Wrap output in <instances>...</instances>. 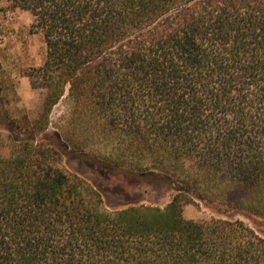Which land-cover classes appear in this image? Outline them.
I'll list each match as a JSON object with an SVG mask.
<instances>
[{
    "label": "trees",
    "instance_id": "obj_1",
    "mask_svg": "<svg viewBox=\"0 0 264 264\" xmlns=\"http://www.w3.org/2000/svg\"><path fill=\"white\" fill-rule=\"evenodd\" d=\"M6 2L45 56L25 74L43 92L36 118L0 99V264H264L245 222L183 216L264 212V0ZM72 155L172 198L108 211L63 166Z\"/></svg>",
    "mask_w": 264,
    "mask_h": 264
},
{
    "label": "rangeland",
    "instance_id": "obj_2",
    "mask_svg": "<svg viewBox=\"0 0 264 264\" xmlns=\"http://www.w3.org/2000/svg\"><path fill=\"white\" fill-rule=\"evenodd\" d=\"M31 16L28 12L9 8L6 0H0V99L11 118L28 115L36 118L41 111L43 92L32 89L25 76L32 68L39 66L45 56V44L40 34L30 32ZM70 103L65 96L54 106L50 113V131L53 126L62 124ZM0 133L5 132L0 128ZM86 150L96 156H103L109 150L108 145H97L96 139L89 136ZM108 147V148H107ZM63 166L89 183L102 197L103 206L108 211H120L134 206L165 207L173 193L165 188L155 189L145 185H134L119 176L106 173L90 161L77 155L65 157ZM230 209L217 212L205 204L198 207L191 204L183 206V216L195 221H207L211 218L239 219L259 235L264 236V212Z\"/></svg>",
    "mask_w": 264,
    "mask_h": 264
}]
</instances>
